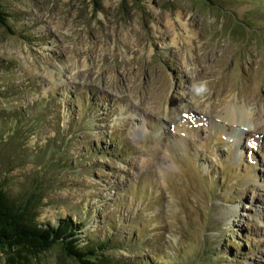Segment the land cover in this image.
Here are the masks:
<instances>
[{"label": "rangeland", "instance_id": "obj_1", "mask_svg": "<svg viewBox=\"0 0 264 264\" xmlns=\"http://www.w3.org/2000/svg\"><path fill=\"white\" fill-rule=\"evenodd\" d=\"M1 2L14 34L0 24V127L22 116L32 134L0 138V186L15 198L41 178L40 223L137 235L125 258L264 264V123L236 146L218 117L244 105L264 121L259 1ZM40 261L76 264L60 249Z\"/></svg>", "mask_w": 264, "mask_h": 264}, {"label": "trees", "instance_id": "obj_2", "mask_svg": "<svg viewBox=\"0 0 264 264\" xmlns=\"http://www.w3.org/2000/svg\"><path fill=\"white\" fill-rule=\"evenodd\" d=\"M204 1L210 4V8L221 12L225 11L226 2L236 0ZM256 1H259V9H264V0ZM8 22L9 15H6L5 7L0 0V24L8 27L14 34V29ZM33 107L32 105L26 112L30 114L34 110ZM24 119L26 118L17 115L8 118L7 124L11 123L12 126L15 123L16 126L7 130L6 126L2 125L0 127L1 140H5V133L8 131V134L11 133L12 145H17L16 140H20L23 135H26L25 141H27L31 137L32 131H23L21 125L27 124V121L23 122ZM81 121H84L83 118ZM81 121H77V124ZM92 125V122H88L87 129H91ZM86 147L89 149L90 156H95L98 153L92 144L86 145ZM45 150L49 149L45 148ZM54 150L55 148H53ZM60 163L57 161L53 167L58 168ZM64 163V166L71 172L77 169V161L75 164L70 160ZM42 181L41 178H34L27 187H23L20 195L15 198L8 190L0 186V264H42L41 257L53 249L62 250L64 255L76 264H166L165 261L155 260L152 257L137 256L129 259L115 254L121 248L126 249L138 245L137 235L132 236L129 240L124 239L119 244H113L111 238L97 239L87 235L84 239L86 221L75 222L69 214L60 217L57 223H40L37 219L51 188L45 184L40 185ZM48 184L55 186L51 182ZM59 186L60 184L57 183L56 188ZM118 222L124 223L123 220H118ZM158 253L155 251V254ZM204 264L212 263L207 261Z\"/></svg>", "mask_w": 264, "mask_h": 264}, {"label": "bare ground", "instance_id": "obj_3", "mask_svg": "<svg viewBox=\"0 0 264 264\" xmlns=\"http://www.w3.org/2000/svg\"><path fill=\"white\" fill-rule=\"evenodd\" d=\"M218 117L222 119L221 121L224 122V125H230L232 129L239 127V129L234 128L236 129V136L238 137L236 138V146L240 145L243 135L257 131L264 123V121L259 120V117H257L252 109L244 105L227 107ZM237 158H239V155H237Z\"/></svg>", "mask_w": 264, "mask_h": 264}, {"label": "water", "instance_id": "obj_4", "mask_svg": "<svg viewBox=\"0 0 264 264\" xmlns=\"http://www.w3.org/2000/svg\"><path fill=\"white\" fill-rule=\"evenodd\" d=\"M51 251H52V250H51ZM49 252H50V251H49ZM46 253H47V252H46ZM46 253H45V254H46ZM45 254H44V255H45ZM63 254H64V253H63ZM64 256H65V255H64ZM42 257H43V256H42ZM65 257H66V256H65ZM68 259H69V258H68ZM70 260H71V259H70ZM73 262H74V261H73Z\"/></svg>", "mask_w": 264, "mask_h": 264}]
</instances>
